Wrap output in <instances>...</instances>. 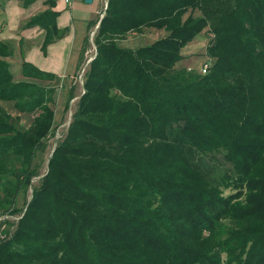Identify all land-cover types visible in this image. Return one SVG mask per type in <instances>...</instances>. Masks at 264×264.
Returning <instances> with one entry per match:
<instances>
[{"label":"trees","instance_id":"trees-1","mask_svg":"<svg viewBox=\"0 0 264 264\" xmlns=\"http://www.w3.org/2000/svg\"><path fill=\"white\" fill-rule=\"evenodd\" d=\"M59 16L27 24L45 53ZM97 25L73 120L0 264H264V0H108ZM147 29L167 36L120 46ZM206 29L207 72L179 67ZM13 53L0 42V216L39 176L55 119L57 89L33 81L56 75L24 62L17 81ZM4 103L32 125L16 128Z\"/></svg>","mask_w":264,"mask_h":264},{"label":"rangeland","instance_id":"rangeland-1","mask_svg":"<svg viewBox=\"0 0 264 264\" xmlns=\"http://www.w3.org/2000/svg\"><path fill=\"white\" fill-rule=\"evenodd\" d=\"M12 1H13V4L15 3L14 5L10 4V2ZM12 1H0V10H5V9L10 10L11 15L4 16V18H6V21L8 23L12 21L11 17L13 18V20H17L18 17L16 16H20L19 23H18V29L15 32V33L18 32L19 34L20 31L23 32V30L30 28L27 26V24L33 17L29 21L26 17H28L32 13L31 10L36 9L37 6L35 7H32L31 5L25 6L23 4V1H19V3H17L18 0H12ZM38 4H41V3H38ZM47 5L50 6V9L48 10L57 12L59 13V15H61L62 12L66 11V8L63 2L61 4L55 3L54 5L52 4H47ZM71 7L73 9L71 14L74 17L77 26L85 23V20H90V19H93L94 17H97L95 5L88 4L84 0H73V4ZM193 15L199 16L200 12L194 11ZM22 18H25V19H22ZM97 19L99 18L97 17ZM92 21L93 20H91L90 22ZM89 23H88V31L90 30ZM16 24H17V21L13 23L12 28H14ZM97 27L98 26L91 28V30L88 32L87 37L89 38V40L87 41L86 44H84L87 50L83 57L84 59L83 62H81L82 58L80 60V53H82L81 50L83 46H81V49L76 50V55L78 56L79 54V59L77 63H76V60L73 63L66 62V65H71L73 67V71L66 72L64 77L57 78L55 81L34 80V82L39 83L43 86L55 87L57 89L56 96H55L56 104L54 106V110H55L54 125H53V129L51 133L45 139V143H46L45 151L42 153H38L36 159L34 160V165H36V167L39 170V176L33 179L31 186L25 192L20 193L19 197L16 200L14 208H16L18 212L16 214L4 213L3 215L0 216V224H2L0 228V238L5 237L4 231L6 230H8L10 234L14 233L19 219L24 215V211H26V208L28 207L32 199L34 190L40 187L42 178L44 177V175H46L48 171L49 161L57 145L64 139V137L67 134L70 123L73 120V115L77 109L79 98L81 94L84 92L85 77L83 75V71L85 70L86 72L88 70V66H89L88 61L94 58L97 53V49L94 43V36H95V33L97 32ZM81 31L83 30L82 29L79 30V32ZM66 36L67 35L64 34L61 38L57 40H60V39L64 40ZM165 36H167V32L165 30L147 29L142 34L131 33L130 35H128V37L125 40L120 41V46L124 48L137 49V48L152 44L158 39H161ZM81 37H82V33L79 35L80 39ZM211 38H212V34L208 32V29H206L193 42L187 45L182 50L183 60L182 62L179 63V67H187L189 70L201 72L202 67L210 59L207 56V47L210 43ZM42 41H43V38H39L38 34L33 33L29 43H27L24 40L20 44L18 42L16 43V41L10 42L13 47L14 53L11 57L7 58V62L11 65V71L14 74L15 79L17 81H20L18 78H20L21 76L22 64L24 62L29 61L27 60V57H28L27 53L33 54V52L35 51L34 55H36V53L39 52L37 51L38 46L40 43H42ZM75 41L76 40H73V42ZM65 42L68 44V41H65ZM50 45L48 46V48L50 47ZM48 48H47L46 53L42 50V48L39 50L40 52H43L46 55L48 52ZM71 50L72 49L69 48L67 45L65 48V52H66L65 57L67 59L70 58L68 57L67 53L70 54ZM39 57L41 58V55ZM30 64L34 65L33 63H30ZM37 68L40 69L39 67ZM69 69H72V68L68 67V70ZM40 70L44 71L42 69ZM44 72H47V71H44ZM71 95L75 97L70 101L69 108L66 109L69 97ZM3 106L10 113V115L13 118V124L19 130H27L32 125L34 115L18 113L12 103H4ZM213 164H215V166L217 167L216 168L217 174L222 173L224 170H226V168L230 167L229 165H226L224 162L221 166L219 162L210 161V166H212ZM230 193H231L230 190H227L225 192L226 195H229Z\"/></svg>","mask_w":264,"mask_h":264},{"label":"crops","instance_id":"crops-1","mask_svg":"<svg viewBox=\"0 0 264 264\" xmlns=\"http://www.w3.org/2000/svg\"><path fill=\"white\" fill-rule=\"evenodd\" d=\"M49 1H51V0H37L33 5H31L32 7L37 6V8L34 10H31L32 13L28 17H26L28 19V21L32 17L36 16L37 14L50 9V6L47 5V4H49L48 3ZM52 1H55L56 4H61L62 2L64 3L66 11L62 12L61 15L58 17V27H59V29L64 30L65 34L67 36L65 37L64 40L60 39V40H56L54 43H52L50 45V47L48 48V52L46 55L43 52H40V50H39L42 48V44L44 42L45 31L43 29H41L40 27L35 26V27L27 28L26 30H23V32L20 31L19 34H18V32L15 33L18 29V23H19V17L20 16H16V17H18L17 20H13V18L11 17L12 21L10 23H8L6 21V18H4V16L11 15L10 14L11 12L9 9L8 10L7 9L0 10V42L10 43L12 41H16V43L18 42L20 44L24 40L27 43H29V41L31 40L32 34L33 33L38 34L39 38H43L42 43L39 44L38 49H37V51H39V52L36 53V55H34L35 51L33 52V54L27 53L28 54L27 60H29L27 62L33 63L34 65H36L40 69L56 75L57 78H62V77H64L66 72L73 71V67L71 65H66V62L67 63H73L75 60H76V63L78 62L79 54H78V56L76 55V50L81 49V46H83L82 50L84 48L85 40H86V38L88 36V32H89L88 31V23L91 20L98 21V20L102 19V17L105 14V8L107 5H106L105 0H94L92 4L95 5V7H96V15L99 19H97V17H94L93 19L85 20V23L77 26L76 21L71 14V12L73 10L72 7L71 8L68 7L65 4V1H63V0H52ZM17 3H19V0ZM38 3H41V4H38ZM10 4L14 5L15 3L13 4V1H12V2H10ZM22 19H25V18H22ZM16 21H17L16 26L14 28H12L13 23ZM74 29H75V31H74ZM81 29L83 31L79 32V30H81ZM71 32H73V33H71ZM81 33H82V37L80 39L79 35ZM73 40H76V41L73 42ZM65 41H68V44ZM67 45L69 48L72 49L70 54L67 53L68 57H70L69 59H67L65 57V54H66L65 48ZM82 50H81V52H82ZM40 55H41V58L39 57ZM80 59H81V53H80ZM68 67H71L72 69L68 70ZM18 79L19 80H25L26 78H24L21 74L20 78H18ZM28 81H33V80H28Z\"/></svg>","mask_w":264,"mask_h":264},{"label":"built area","instance_id":"built-area-1","mask_svg":"<svg viewBox=\"0 0 264 264\" xmlns=\"http://www.w3.org/2000/svg\"><path fill=\"white\" fill-rule=\"evenodd\" d=\"M65 1V4L71 8L72 4H73V0H64ZM106 2V5L108 4V0H105ZM107 7V6H106ZM106 9V8H105ZM93 59V58H92ZM92 59H90L88 61V64L92 61ZM208 70V66L205 65L203 68H202V73H206ZM85 74V70L83 71V75Z\"/></svg>","mask_w":264,"mask_h":264},{"label":"water","instance_id":"water-1","mask_svg":"<svg viewBox=\"0 0 264 264\" xmlns=\"http://www.w3.org/2000/svg\"><path fill=\"white\" fill-rule=\"evenodd\" d=\"M85 1H86V3H88V4H92L94 0H85Z\"/></svg>","mask_w":264,"mask_h":264}]
</instances>
